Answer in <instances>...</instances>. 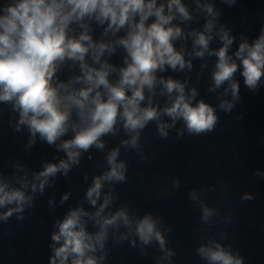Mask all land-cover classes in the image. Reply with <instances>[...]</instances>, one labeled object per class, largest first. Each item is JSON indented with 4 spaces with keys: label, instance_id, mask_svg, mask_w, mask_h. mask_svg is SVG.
Wrapping results in <instances>:
<instances>
[{
    "label": "clouds",
    "instance_id": "1",
    "mask_svg": "<svg viewBox=\"0 0 264 264\" xmlns=\"http://www.w3.org/2000/svg\"><path fill=\"white\" fill-rule=\"evenodd\" d=\"M222 2L231 7L237 0ZM194 3L196 16L184 0H0V104L18 115L14 131L27 128L29 147L38 137L67 157L59 163H44L31 180L18 178L19 186L0 176V208H6L0 212V221L7 222L26 206H33L35 194H43L57 173L67 176L73 165H79L82 152L93 147L103 150L105 136L115 137L123 130L129 139H122L121 146L139 150L141 134L150 124L161 139H167L178 122L183 123V130L178 131L177 140L185 131L193 137L213 132L219 122L216 108L204 99L197 100V89L187 88V79L181 82L159 75L168 69L191 71L192 58L214 56L213 83L208 91L223 86L220 96L230 95L217 105L225 113L241 99L235 78L238 71L249 91L254 93L262 86L264 24L257 38L250 43L242 37L230 54L235 37L226 25L217 29L221 13L214 3ZM199 14L205 17L203 30L190 26ZM96 34L98 38H94ZM214 37L221 46L210 49ZM189 38L191 51L186 49ZM118 50L123 54L122 66L110 62ZM204 67L207 64L201 65ZM69 133L71 138L64 139ZM119 155V148L108 153V170L95 176L87 188L86 202L95 210L71 208L55 222L50 264H104L110 230L115 236L121 228L126 232L115 237L119 243L134 236L130 244L136 247L138 239L142 252L143 246L158 244L163 256L157 264L175 255L165 236L171 227L162 232L159 217L130 215L127 205L109 210L111 189L101 201L106 183L127 180V167L118 160ZM68 195H63L62 203ZM189 197L200 204V218L208 222L216 210L201 202L195 190ZM254 199L248 193L241 197L242 201ZM23 219L17 215V220ZM89 225L95 230L89 231ZM195 252L206 264H245L239 252L233 254L230 246L214 239L200 244Z\"/></svg>",
    "mask_w": 264,
    "mask_h": 264
},
{
    "label": "water",
    "instance_id": "2",
    "mask_svg": "<svg viewBox=\"0 0 264 264\" xmlns=\"http://www.w3.org/2000/svg\"><path fill=\"white\" fill-rule=\"evenodd\" d=\"M184 2L189 4L194 16L198 15L194 0ZM204 2L214 3L221 13L217 29L221 24L231 29L235 40L230 54L242 37L250 43L258 37L264 24V0H237L231 7L222 0H201ZM204 19L199 14L190 26L203 30ZM176 46L179 49L180 42ZM220 46L218 37L209 45L210 49ZM186 49L192 50L191 38L186 42ZM122 55L118 50L110 62L122 66ZM185 58L189 59L187 55ZM215 61L214 56L207 55L203 60L192 58L191 71L174 73L168 69L159 74L181 82L187 79L186 87L197 89V100L204 99L216 108L219 122L213 132L193 137L185 131L177 140L178 131L183 130V123L178 122L169 130V137L161 139L155 125L150 124L141 134L139 150L121 146L122 139H129L123 130L115 137H103V150L93 147L82 152L79 165H73L67 176L57 173L49 179L43 194H35L33 206H26L23 213L14 214L7 222L0 221V264H50L51 234L57 230L55 222L63 219L71 208L83 206L87 211L95 210L86 202V191L95 176L108 170L106 157L113 148L120 149L118 160L126 164L127 180L122 184L106 183L101 201L111 189L113 201L109 210L127 205L130 215L142 217L151 213L159 217L162 232L171 227L165 236L175 255L171 260H161L160 264H206L198 258L195 249L212 239L226 248L230 246L233 254L239 252L245 264H264V176L256 175L264 173V78L262 86L253 93L244 86L238 71L235 78L240 83L241 99L230 113H225L217 105L220 99H230V95L220 96L223 86L214 92L208 91L213 83L211 72ZM202 64L207 67L201 68ZM158 99L163 104L162 98ZM17 119L10 106L0 104V176L7 177L13 186H19L20 177L31 180L32 174L41 171L44 163H59L67 158L63 151L38 137L29 147L27 128L22 126L21 131H14ZM67 138H71V133L64 137ZM192 190L198 193L201 202L216 210L206 223L200 218V204L190 200ZM245 193L254 194L255 199L242 201ZM64 194H69L68 200L62 203ZM3 211L6 208H0ZM17 215L24 219L17 220ZM94 230L89 225V231ZM125 232L121 228L114 236L110 230L104 264H157L163 256L158 244L143 246L142 252L138 239L136 247L131 246L134 236L117 242L115 237Z\"/></svg>",
    "mask_w": 264,
    "mask_h": 264
}]
</instances>
